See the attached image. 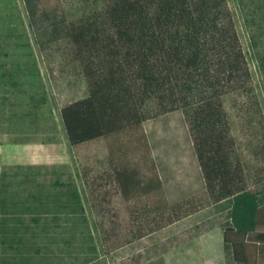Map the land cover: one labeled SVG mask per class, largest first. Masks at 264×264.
<instances>
[{
  "label": "trees",
  "instance_id": "obj_1",
  "mask_svg": "<svg viewBox=\"0 0 264 264\" xmlns=\"http://www.w3.org/2000/svg\"><path fill=\"white\" fill-rule=\"evenodd\" d=\"M71 1L39 0L34 15ZM79 2L63 31L88 94L60 114L108 253L231 200L228 223L203 235L204 264H264V193L225 108L256 114L228 0ZM14 118L40 129L54 112L19 3L0 0V129Z\"/></svg>",
  "mask_w": 264,
  "mask_h": 264
},
{
  "label": "rangeland",
  "instance_id": "obj_2",
  "mask_svg": "<svg viewBox=\"0 0 264 264\" xmlns=\"http://www.w3.org/2000/svg\"><path fill=\"white\" fill-rule=\"evenodd\" d=\"M17 1L54 119L47 124L41 123L40 129H36L30 120L14 118L7 127L12 131L7 140L55 142L58 145L53 153L31 160L32 165H21L24 161L18 165L0 163V264H135L134 254L140 252L143 256H151L163 244L171 250L146 264H204L198 255L202 250L201 236L207 231L224 228L229 221L231 200L213 205L181 223V243L183 238H190L187 245L182 243L173 248L179 243L178 227H172L125 249L108 253L100 218L89 201L60 114L65 105L88 94L82 68L63 31L66 24L80 19L83 4L79 2L81 0H73L66 6V11L35 16L39 0ZM88 1L90 8L95 10L96 0ZM228 2L255 89L254 101L247 102L244 107L253 105L256 114L235 109L230 98L225 100V108L236 141V155L246 167L249 187L261 195L264 193V0ZM43 148L46 150L48 146ZM72 193L77 198H72Z\"/></svg>",
  "mask_w": 264,
  "mask_h": 264
},
{
  "label": "crops",
  "instance_id": "obj_3",
  "mask_svg": "<svg viewBox=\"0 0 264 264\" xmlns=\"http://www.w3.org/2000/svg\"><path fill=\"white\" fill-rule=\"evenodd\" d=\"M22 16H23V14H22ZM11 133H12V131H10L8 128H1L0 129V163H2V164L18 165L17 163H21L22 161H24L23 163H21V165H32L34 162H31V160L35 161L36 159H38L40 157L47 156L48 153H53L54 150H56L55 146L58 145V143H55V142L51 143V144H45V143L37 142V141L36 142L8 141L7 136H8V134H11ZM45 146H48V148H46V150H45V148H43L44 150L41 149L42 147H45ZM5 161H11V162H5ZM200 213H198V214H200ZM198 214L192 215V216H190V217H188V218H186V219L162 230V231H165V230L172 228V227H176V228L178 227V231H177V237H178L177 239L178 240H177V242L179 244L176 245V247L174 246L173 248H177L178 246H181L182 243H184V245H187L189 243L190 238H188L189 240H185V238H183L184 242L181 243L182 231L180 230L181 228H179V227H181V223L183 221L189 220L192 217L197 216ZM198 224H199V222L197 223V225ZM191 225H189V226H191ZM216 229H218V228H216ZM162 231H160V232H162ZM160 232H158V233H160ZM158 233H155V234H153L147 238L153 237L154 235H157ZM205 233H203L201 236L202 250H201V252H198V255L200 254L201 258H203V261H204V248H203L202 238H203V235ZM147 238H145V239H147ZM145 239H143V240H145ZM143 240H141V241H143ZM186 241H188V242H186ZM137 242H140V241H137ZM163 245L164 246H162V247L158 248L156 251H154L153 252L154 254H152L151 256H143L142 254H140V252L134 254L133 256H134L135 264H146V262H148L149 260H151V259L153 260L154 258H158V257L162 256L164 253L171 250L169 247H167L166 244H163ZM125 248L126 247H124L122 249H125ZM119 250H121V249H119ZM119 250H117V251H119ZM110 255H106V256H108L110 258L111 257Z\"/></svg>",
  "mask_w": 264,
  "mask_h": 264
}]
</instances>
